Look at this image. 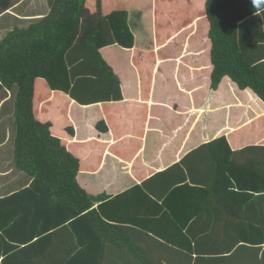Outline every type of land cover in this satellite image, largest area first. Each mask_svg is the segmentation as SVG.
I'll return each mask as SVG.
<instances>
[{
  "label": "crops",
  "instance_id": "obj_1",
  "mask_svg": "<svg viewBox=\"0 0 264 264\" xmlns=\"http://www.w3.org/2000/svg\"><path fill=\"white\" fill-rule=\"evenodd\" d=\"M155 1H114L128 4V22L138 18L146 33H169L163 18L183 19V26L167 40L158 38L154 72L131 49L101 50L120 84L111 101L105 88L97 93L90 87L79 96L83 104L62 95L52 110V98L61 93L37 80L36 114L53 124L52 134L79 159V186L97 198L94 208L107 202L99 213L115 221L111 225L121 235L101 247L88 236L89 224H48L55 229L37 248L33 264H264V102L228 76L212 90L210 24L199 14L205 2ZM47 2L44 13L13 14L23 20L17 27L47 16ZM6 12H0V40L16 28ZM260 71L264 75V67ZM10 92L0 91V199L34 180L14 165L15 105L11 114L6 106L17 90ZM117 94L122 100H113ZM26 200L16 198L18 204ZM119 239L125 247L115 244Z\"/></svg>",
  "mask_w": 264,
  "mask_h": 264
},
{
  "label": "trees",
  "instance_id": "obj_2",
  "mask_svg": "<svg viewBox=\"0 0 264 264\" xmlns=\"http://www.w3.org/2000/svg\"><path fill=\"white\" fill-rule=\"evenodd\" d=\"M114 1L49 0L47 16L27 28L16 27L0 40V91L17 88L14 165L34 178L30 187L19 194L0 199V264H33L37 248L55 229L48 224H89L88 236L98 238L101 247L121 235L115 233L119 228L111 225L116 222L99 213L107 202L94 208L97 198L79 186V159L52 134L53 124L41 121L36 114L40 107L37 80H43L49 92L61 93L52 98V110L62 95L83 104L79 96L90 87L97 93L105 88L107 101H111V96L120 93V84L101 50L113 45L131 49L142 62L151 63L154 72L158 38L167 40L183 26V19L163 18L169 33L158 35L153 28L146 33L138 18L128 22L129 5ZM202 2L204 9L197 4L200 18L205 15L210 24L207 37L212 43V90L228 76L241 90L251 89L264 102V75L260 71L264 67V0H202L200 5ZM146 4L152 6L151 1ZM11 6L12 0H0L3 13ZM256 33H260L258 37ZM85 65L89 67L83 72L80 67ZM152 76L149 74V79ZM114 97L122 100L120 94ZM67 131L74 135L73 128ZM16 198L27 200L18 204ZM117 242L126 246L119 243L120 239ZM85 247L95 250L90 245ZM127 247L139 255L136 246Z\"/></svg>",
  "mask_w": 264,
  "mask_h": 264
},
{
  "label": "rangeland",
  "instance_id": "obj_3",
  "mask_svg": "<svg viewBox=\"0 0 264 264\" xmlns=\"http://www.w3.org/2000/svg\"><path fill=\"white\" fill-rule=\"evenodd\" d=\"M47 5H48L47 0H12V6L6 12L7 16L5 18H7V17L10 18L11 16H14L16 14H19V15H22V16H30L32 14L34 15L35 13H44V11H47V9H48ZM0 12L2 13V10H0ZM46 14H47V12H46ZM16 16L15 17H11L12 19L10 18L11 19V24L10 23L9 24L11 25V28L17 27V26L23 27V25L19 22V21L23 22V20H21V19L19 20V18L16 17ZM42 18H44V16L40 17V19L39 18L38 19H33V21H29V22L30 23L31 22H36L38 20H41ZM14 90H17V88L15 87V88L12 89V91L10 92V93H12V95L14 94ZM3 92L5 93V91H3ZM14 98H15V96H14ZM14 102H15V100L13 99V101L10 102L6 106V111L8 113H10V114H11V111L9 109L10 108L12 109V107L15 105ZM6 126H7V129L9 130V136H11V138H13L12 135H11L12 130L14 129L12 120L7 119ZM0 139H1V131H0Z\"/></svg>",
  "mask_w": 264,
  "mask_h": 264
}]
</instances>
